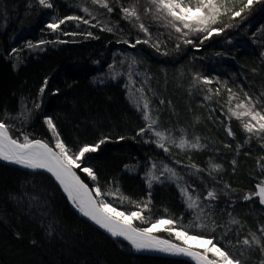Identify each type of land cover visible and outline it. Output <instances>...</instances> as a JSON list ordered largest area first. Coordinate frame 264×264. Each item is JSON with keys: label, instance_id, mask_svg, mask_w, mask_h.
<instances>
[{"label": "trees", "instance_id": "16d2710c", "mask_svg": "<svg viewBox=\"0 0 264 264\" xmlns=\"http://www.w3.org/2000/svg\"><path fill=\"white\" fill-rule=\"evenodd\" d=\"M50 2L53 7L45 9L36 0H0V121L9 126L13 138L22 141L27 134L54 147L46 117L53 119L60 138L73 152L107 137L96 152L87 154L82 165L93 168L98 179L93 181L76 169L90 188L99 185L103 192L119 188L132 201L150 200L143 215L152 221L173 218L188 226L195 224V213L181 195V188L186 187L199 196L202 206H211L205 211L218 225H225L214 232L211 224L206 229L192 226L190 234L213 237L242 260L247 257L246 264H260L259 249L240 256L242 246L237 240L264 225V208L258 199H243L264 179L257 164L264 157V140L249 138L240 121L230 118L229 93L221 85L233 89L240 99L245 92L253 99H264V0L242 17L223 18L215 27L232 26L202 44L203 34L191 36L195 46L180 43L172 29L144 15L146 0H110L112 13L91 0ZM137 3L140 22L148 27L151 42L160 44L159 51L149 44H136L137 39L147 37L136 21L123 19L121 5ZM85 7L95 19L83 11ZM66 16H81L90 22L66 21L56 32L47 28L54 19ZM105 26L113 31H102ZM197 75L212 83L195 81ZM45 80L48 83L41 94ZM141 88L143 93L137 91ZM208 95L212 98L205 99ZM141 97L148 100L152 116L158 118L156 130L170 133L178 143L181 131L188 129L183 137L193 142L199 137L203 147L181 150L168 144L166 153L153 142L152 133L137 136L146 124L136 108ZM228 128L233 136L228 135ZM153 163L159 181L149 188L146 173ZM193 164L204 171L198 172ZM211 164L221 165L220 170L211 172ZM164 165L177 177L170 178ZM208 191H215L218 198L206 200ZM103 198L121 211L138 210L127 201L121 203L119 197ZM231 218L240 224L231 225L228 232ZM133 223L149 226L139 220ZM154 235L178 243L167 232ZM0 264L188 263L136 253L79 219L46 176L0 164Z\"/></svg>", "mask_w": 264, "mask_h": 264}, {"label": "snow or ice", "instance_id": "6c2138e0", "mask_svg": "<svg viewBox=\"0 0 264 264\" xmlns=\"http://www.w3.org/2000/svg\"><path fill=\"white\" fill-rule=\"evenodd\" d=\"M116 2L119 3V0H116ZM257 2H261V0H146L143 11L144 15L152 17L155 21L162 22L165 28H170L174 33L178 34L176 38L180 43L195 46L190 38L191 36L203 34L200 40L202 44L214 34L219 35L225 28L232 26L225 24L224 27H215L223 23V18L227 17L229 20H235L237 17H242V14L250 11ZM36 3L45 9L53 7L50 0H36ZM91 3L99 8L106 9L108 13L114 11L110 0H91ZM83 11L95 19V16L87 7L83 8ZM120 11L123 13V19L130 22L136 21V26L147 37L143 41L137 39L136 44H149L159 51L160 44L151 42L152 37L148 27L140 22L141 14L138 3L127 7L121 5ZM66 21H77L84 24H89L90 22L81 16H66L62 19H54L53 22L47 24V28L53 32L59 31L60 26L65 24ZM95 26L93 25V27ZM101 30L113 31L112 28L106 26ZM66 34L74 35V33ZM88 35L91 36V33H88ZM41 43L44 42L41 41ZM123 43L129 42L124 40ZM180 43H177V49L180 48ZM28 46L34 47L31 43ZM130 46L135 47L136 45L131 44ZM15 51L16 49H13V52ZM163 54L167 55V53ZM109 67L111 68L112 66L110 65ZM194 80L205 85L212 83L209 78L200 77L199 75L195 76ZM217 82L219 83V81ZM47 83L48 81L45 80L44 86L40 88L41 94L45 92ZM221 87L226 88L229 93L228 114L230 118L240 121L243 130L249 135V138L255 136L264 140V99H253L246 92L244 93V98L240 99L233 89L227 88L226 84L221 85ZM137 91L143 93L142 88L137 89ZM211 91L209 89L210 93ZM219 93L220 89H217L216 94L219 95ZM262 97H264V94H262ZM211 98V95L205 97V99ZM141 99L143 100L142 107L140 105ZM234 100L238 102L233 106L232 102ZM35 106L37 108L40 107L39 104ZM136 108L137 111L142 112V118L146 122L145 126L141 127L136 135L143 136L146 133H152L156 137L153 142L158 148L163 149L164 152L170 151L168 144H174L175 147L181 150L185 148L199 150L203 147L200 144L199 137H196L193 142L186 140L182 135L177 143L170 133L165 135V132L156 130L158 118L152 116L149 102L146 98L137 99ZM44 122L54 135V147L44 140L30 139L27 134L23 135L22 141L18 138H13L10 134L9 126L5 122L0 121V160L20 165L26 169H42L49 173L60 185L64 193L67 194L72 205L83 216L104 229L113 238L122 237L137 251L148 249L172 255H181L191 258V260L195 261V264H246L247 257L242 260L226 248L219 246L213 237H206L202 233L190 234L188 229L192 226L206 229L211 224V231L214 232L217 228L225 227V225H218L210 213L205 211L206 207L210 208L211 206H202L199 196H193L188 188L182 187L181 195L185 198L187 208L195 213L194 225L185 226L179 224L173 218L152 221L149 217L142 214L149 209L150 200L142 202L132 201L129 197L120 193L119 188L115 191L110 190L107 192H103L99 185L89 188L77 174L76 169L86 174L93 181L98 179L93 168L82 165L87 159V154L96 152L100 145L105 143L107 137L94 145L85 144L77 152H73L60 138L53 119L46 117ZM227 132L229 136L234 135L231 128H228ZM120 139H124V137H120ZM245 143H247V140ZM225 147H228V145H225ZM261 147H264V143L261 144ZM262 160H264V157H261L257 164L260 167V171L264 173V164H261ZM233 163L235 164V161ZM191 167L196 168L198 172L204 171V169L198 168L195 164L191 165ZM220 168L221 165L219 164L210 165L211 172H217ZM155 169L156 164L153 163L152 168L146 173L149 188L152 187L153 181H159V177L155 175ZM163 171L169 173L170 178L177 177V173L167 165H164ZM161 175H163V172ZM225 187L227 188L228 185H225ZM255 187L256 190L245 194L243 199L249 201L256 197L259 200V204L264 206V179H261ZM225 194L227 195V193ZM104 196L119 197L121 203L127 201L134 204L138 210L131 212L121 211L114 207L111 202L106 201L103 198ZM217 198L215 191H208L205 197L206 200H215ZM136 220L149 226H135L133 222ZM239 224L240 221L238 219L231 218L228 222V232L232 230L231 225ZM156 231L167 232L170 237H174L175 241H179V243L173 242L172 239H162L154 235ZM257 232L259 235H257ZM225 235H227V232ZM237 244L242 246L240 256H245L246 252L259 249L260 264H264V225H261L255 232L249 231L248 235L242 240H237Z\"/></svg>", "mask_w": 264, "mask_h": 264}, {"label": "water", "instance_id": "95a60500", "mask_svg": "<svg viewBox=\"0 0 264 264\" xmlns=\"http://www.w3.org/2000/svg\"><path fill=\"white\" fill-rule=\"evenodd\" d=\"M0 164L10 167V168H14L17 170H20L22 172L25 173H30V174H41L46 176L47 178H49L54 184L55 186L63 193L65 200L68 204L69 209L82 221L86 222L88 225H90L91 227H93L94 229H96L98 232H100L101 234L107 236L108 238L115 240L117 242L123 243L128 245L133 251H135L136 253H139L141 255H145V256H151V257H160V258H165V259H170V260H181L184 261L188 264H195V261L191 260V258L189 257H185V256H181V255H172L170 253H165V252H159V251H155V250H140L137 251L136 249H134L129 243L128 241L124 240L122 237H116L113 238L109 233H107L104 229L100 228L98 225L94 224L91 220H89L87 217L83 216L71 203V201H69L67 194L64 193L63 189L60 187V185L55 181V179L53 177H51V175L47 172H45L42 169H37V170H31V169H26L21 167L20 165H16L13 163H10L8 161H3L0 160ZM258 199V198H257ZM259 203V200H258ZM260 207L264 208V206L260 205ZM163 239V238H162Z\"/></svg>", "mask_w": 264, "mask_h": 264}, {"label": "rangeland", "instance_id": "374dc122", "mask_svg": "<svg viewBox=\"0 0 264 264\" xmlns=\"http://www.w3.org/2000/svg\"><path fill=\"white\" fill-rule=\"evenodd\" d=\"M2 8H3V6H2V4L0 3V15L2 14ZM8 9H9V11H13L14 10V7H8ZM169 114V113H168ZM167 114V115H168ZM166 115V116H167ZM173 117V111L172 110H170V114H169V118H171V117ZM186 131H188V129L187 130H185V131H181V133H182V135H185V133H187L188 134V132H186ZM180 133V134H181ZM161 227H163V226H161ZM157 232H160V231H156L155 233H157ZM174 238V237H173ZM175 239V238H174ZM178 243H179V241H178Z\"/></svg>", "mask_w": 264, "mask_h": 264}, {"label": "bare ground", "instance_id": "6f19581e", "mask_svg": "<svg viewBox=\"0 0 264 264\" xmlns=\"http://www.w3.org/2000/svg\"><path fill=\"white\" fill-rule=\"evenodd\" d=\"M30 174V173H29ZM90 188V187H89ZM60 193L62 194V196L64 197L63 193L60 191ZM65 198V197H64ZM68 205V204H67ZM96 230V229H95Z\"/></svg>", "mask_w": 264, "mask_h": 264}]
</instances>
